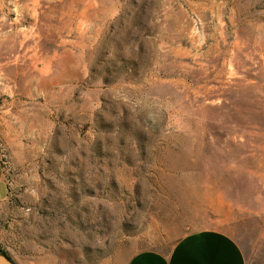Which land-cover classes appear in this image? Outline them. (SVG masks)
<instances>
[{
  "label": "rangeland",
  "instance_id": "374dc122",
  "mask_svg": "<svg viewBox=\"0 0 264 264\" xmlns=\"http://www.w3.org/2000/svg\"><path fill=\"white\" fill-rule=\"evenodd\" d=\"M0 165L10 258L221 229L262 263L264 0H0Z\"/></svg>",
  "mask_w": 264,
  "mask_h": 264
},
{
  "label": "crops",
  "instance_id": "0c3cea01",
  "mask_svg": "<svg viewBox=\"0 0 264 264\" xmlns=\"http://www.w3.org/2000/svg\"><path fill=\"white\" fill-rule=\"evenodd\" d=\"M9 188L0 165V245L15 241V233L5 227L8 209L5 207ZM8 243V244H7ZM25 244H28L27 242ZM29 249H32L29 242ZM26 246V245H25ZM28 248V245L25 247ZM34 256H20L15 250L12 259L17 264H64L57 258L39 250ZM126 264H257L254 256L240 240L221 229L191 232L174 243L168 252L149 249L134 254ZM260 264H264V261Z\"/></svg>",
  "mask_w": 264,
  "mask_h": 264
},
{
  "label": "water",
  "instance_id": "95a60500",
  "mask_svg": "<svg viewBox=\"0 0 264 264\" xmlns=\"http://www.w3.org/2000/svg\"><path fill=\"white\" fill-rule=\"evenodd\" d=\"M0 264H17L12 258L0 252Z\"/></svg>",
  "mask_w": 264,
  "mask_h": 264
},
{
  "label": "trees",
  "instance_id": "16d2710c",
  "mask_svg": "<svg viewBox=\"0 0 264 264\" xmlns=\"http://www.w3.org/2000/svg\"><path fill=\"white\" fill-rule=\"evenodd\" d=\"M0 252L3 253V254H5V255H7V256H9L6 252H4V251L1 250V249H0ZM9 257H10V256H9Z\"/></svg>",
  "mask_w": 264,
  "mask_h": 264
}]
</instances>
